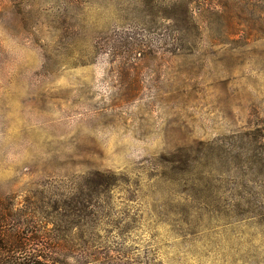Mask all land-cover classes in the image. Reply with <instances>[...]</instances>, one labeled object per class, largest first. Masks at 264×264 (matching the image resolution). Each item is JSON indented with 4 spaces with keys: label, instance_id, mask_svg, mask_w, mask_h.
<instances>
[{
    "label": "rangeland",
    "instance_id": "rangeland-1",
    "mask_svg": "<svg viewBox=\"0 0 264 264\" xmlns=\"http://www.w3.org/2000/svg\"><path fill=\"white\" fill-rule=\"evenodd\" d=\"M0 25L27 53L0 48V201L65 264H264V0H0Z\"/></svg>",
    "mask_w": 264,
    "mask_h": 264
},
{
    "label": "trees",
    "instance_id": "trees-1",
    "mask_svg": "<svg viewBox=\"0 0 264 264\" xmlns=\"http://www.w3.org/2000/svg\"><path fill=\"white\" fill-rule=\"evenodd\" d=\"M24 215L14 217L13 206L0 201V264H65L58 241L42 233L35 215Z\"/></svg>",
    "mask_w": 264,
    "mask_h": 264
},
{
    "label": "clouds",
    "instance_id": "clouds-1",
    "mask_svg": "<svg viewBox=\"0 0 264 264\" xmlns=\"http://www.w3.org/2000/svg\"><path fill=\"white\" fill-rule=\"evenodd\" d=\"M0 48L13 52L17 63H23L27 55L21 48L18 38L4 26L0 25Z\"/></svg>",
    "mask_w": 264,
    "mask_h": 264
}]
</instances>
